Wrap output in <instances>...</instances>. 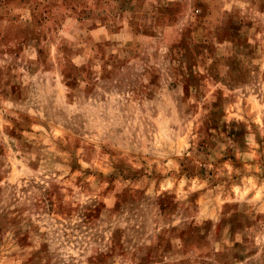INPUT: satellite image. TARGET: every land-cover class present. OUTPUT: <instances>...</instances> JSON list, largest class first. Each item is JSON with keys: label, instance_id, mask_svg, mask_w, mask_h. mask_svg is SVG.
<instances>
[{"label": "rangeland", "instance_id": "obj_1", "mask_svg": "<svg viewBox=\"0 0 264 264\" xmlns=\"http://www.w3.org/2000/svg\"><path fill=\"white\" fill-rule=\"evenodd\" d=\"M0 264H264V0H0Z\"/></svg>", "mask_w": 264, "mask_h": 264}]
</instances>
